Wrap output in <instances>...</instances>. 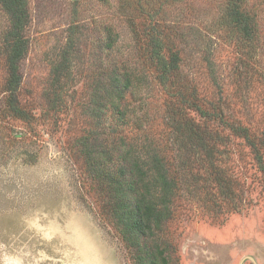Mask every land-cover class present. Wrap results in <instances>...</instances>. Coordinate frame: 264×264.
I'll return each mask as SVG.
<instances>
[{
    "label": "rangeland",
    "instance_id": "1",
    "mask_svg": "<svg viewBox=\"0 0 264 264\" xmlns=\"http://www.w3.org/2000/svg\"><path fill=\"white\" fill-rule=\"evenodd\" d=\"M127 1L128 7L119 0H29L31 46L23 64L20 111L5 92L0 56V264H153L163 255L169 264H264V162L249 155L243 140L221 123L216 126L229 139L222 140L217 169L197 158V146L188 157L192 130L176 113L175 92L156 71L139 76L135 96L129 97L143 128L131 126L127 132L123 126L108 135L115 123L108 112L104 134L108 144L130 138L141 153L147 145L167 154L173 204L169 216L152 222L153 233L135 232L122 222L127 214L115 201L126 200L94 177L86 148L92 146V63L105 67L120 59L142 71L128 18L148 20L161 6L162 15H155L170 25L171 39L183 48L181 72L191 79L183 93L220 104L243 124H249L252 103L263 126L264 0L246 2L257 33L249 71L241 63L247 54L239 31L227 20L230 0ZM72 19L80 25L83 63L76 80L60 88L50 58ZM8 24L0 6V38ZM111 24L119 40L107 52L92 36L102 41L103 27ZM210 52L217 76L212 86L205 60Z\"/></svg>",
    "mask_w": 264,
    "mask_h": 264
},
{
    "label": "trees",
    "instance_id": "2",
    "mask_svg": "<svg viewBox=\"0 0 264 264\" xmlns=\"http://www.w3.org/2000/svg\"><path fill=\"white\" fill-rule=\"evenodd\" d=\"M119 1L123 7L124 5L128 7L129 1ZM246 2L247 0H230L227 20L232 28L239 31L247 54L245 60L241 59V63L243 70L249 71L251 70L249 63L255 57L257 33L254 28L255 17L246 7ZM162 3L165 4L164 1ZM29 4V0H0V6L9 21L6 32L0 38V56L6 72L4 88L11 98L15 111L21 110L19 107L22 105L23 64L31 46L29 26L32 16ZM163 7L157 8L154 14L150 13L151 17L148 20L144 17L136 18L134 14L128 18L132 29V40L142 58V71L134 69L128 63L121 64L122 62H118L120 59L117 62L112 61L105 67L96 60L94 64L92 63V108L88 112L92 121V132L89 134L92 146H86L87 154L92 159L90 169L100 184L115 190L113 193L115 197L119 193L125 198L124 202L120 199L115 201L118 208L123 209L127 214V217L121 216L120 219L122 222H129V227L133 231L142 234L153 233L152 222H161L171 213L174 184L170 179L171 168L167 154L157 147L144 145L142 153L143 149L145 153L141 156L142 153L137 150L136 143L130 138L123 140L122 148V145L114 141L108 144L104 134L108 112H111L115 122H110L108 135L115 134L123 126L127 132L130 131L131 126L139 130L143 128V119L139 118L131 108L129 97L135 96L139 76L149 77L150 69L154 71L153 73L156 71L161 83L175 92L176 113L186 117L184 124L192 130L191 144L187 149L188 157L193 155L191 146H197L195 149L197 158L209 163L211 170L217 169L214 162L220 157L218 152L221 150L222 140L229 139L222 135L219 127L216 126V123H221L226 124L234 135L243 140L248 147L249 155L251 154L259 162H264V125L257 123L258 119L252 103H249V108L247 107V112L250 114L249 124H243L234 117L227 116L220 104L212 101L203 102V98L201 100L195 95L189 98L187 93H183L191 79L181 72L183 48H179L171 39L170 25L160 20L161 16L155 15L157 13L162 15ZM79 26L73 19L69 22L64 43L56 48L50 58L51 75L53 80L62 81L60 88L67 83L71 84L80 75L79 64L83 63V60L79 58L81 52ZM103 28L105 35L101 38L102 41L100 37L92 36L93 44L100 46L101 50L112 52L119 40V33L112 24ZM205 60L206 70L210 71L209 82L212 86L217 76L211 52ZM94 67H97L96 70ZM180 74L182 76L179 78ZM178 86H181V90ZM192 91L197 92L195 88ZM188 109L197 111L202 120L189 116ZM261 121L264 122V114ZM119 157L121 160L118 159ZM112 164L117 167L112 168ZM123 180L128 182L127 189L122 187ZM124 189H126L124 193H121L120 190ZM131 195L133 198H129ZM153 264H169V262L163 255L161 263L153 261Z\"/></svg>",
    "mask_w": 264,
    "mask_h": 264
}]
</instances>
